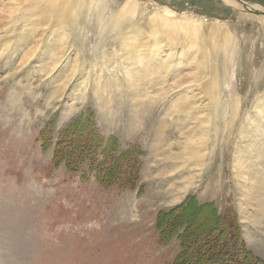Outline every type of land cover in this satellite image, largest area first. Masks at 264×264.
Here are the masks:
<instances>
[{"label":"rangeland","instance_id":"rangeland-1","mask_svg":"<svg viewBox=\"0 0 264 264\" xmlns=\"http://www.w3.org/2000/svg\"><path fill=\"white\" fill-rule=\"evenodd\" d=\"M188 205L264 264V0H0V264H176L190 226L158 219Z\"/></svg>","mask_w":264,"mask_h":264},{"label":"trees","instance_id":"trees-1","mask_svg":"<svg viewBox=\"0 0 264 264\" xmlns=\"http://www.w3.org/2000/svg\"><path fill=\"white\" fill-rule=\"evenodd\" d=\"M90 127L89 124H74L56 145V161L66 160L69 168L73 169H80L85 161H94L100 150V143L96 142L94 134H89ZM116 169L118 167L102 170L98 175L100 181L104 184L115 181L126 187H133L137 174H132L128 179L125 173ZM181 221H185L190 228L182 235L187 246L176 259V264H256L253 259L252 263L249 262L250 258L244 251L241 252L242 255L233 256L234 247L237 246L236 249L239 250L242 240L229 213L218 215L207 205L196 212L193 205H188L185 209L175 208L160 214L157 226L161 237L170 239Z\"/></svg>","mask_w":264,"mask_h":264},{"label":"bare ground","instance_id":"bare-ground-1","mask_svg":"<svg viewBox=\"0 0 264 264\" xmlns=\"http://www.w3.org/2000/svg\"><path fill=\"white\" fill-rule=\"evenodd\" d=\"M201 126H202V125H201ZM203 147H204V146H203ZM203 147H201V148H203ZM199 148H200V147H199ZM201 148H200V149H201ZM200 149H199V150H200ZM202 155H203V154H202ZM198 163H199V162H198Z\"/></svg>","mask_w":264,"mask_h":264}]
</instances>
